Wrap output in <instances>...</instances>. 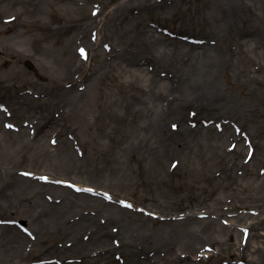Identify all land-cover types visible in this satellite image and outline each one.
I'll list each match as a JSON object with an SVG mask.
<instances>
[{
  "label": "rangeland",
  "instance_id": "obj_1",
  "mask_svg": "<svg viewBox=\"0 0 264 264\" xmlns=\"http://www.w3.org/2000/svg\"><path fill=\"white\" fill-rule=\"evenodd\" d=\"M97 32L94 58L82 62ZM80 63L98 80L78 112L69 79ZM136 64L145 75L129 73ZM200 93L210 99L196 103ZM0 111V128H27L48 148L47 126L76 130L72 161L51 159L28 136L8 148L0 130L4 180L39 174L79 189L90 198L83 213L115 248L104 253L110 246L87 222L73 236L37 234L20 264H151L152 247L200 224L184 219L183 205L198 207L212 189L204 225L224 243L211 244L208 264H246L227 259L236 241L264 264L245 232L264 217V0H0ZM238 202L250 209L234 210Z\"/></svg>",
  "mask_w": 264,
  "mask_h": 264
},
{
  "label": "bare ground",
  "instance_id": "obj_2",
  "mask_svg": "<svg viewBox=\"0 0 264 264\" xmlns=\"http://www.w3.org/2000/svg\"><path fill=\"white\" fill-rule=\"evenodd\" d=\"M97 15L98 14L92 17L95 18ZM91 21L92 20H89L84 24L83 31L91 26ZM94 24H96L95 21ZM85 38H87V36H85L84 39ZM89 38L92 39V33ZM101 41V34H99V32H97L96 35L94 34L93 42L95 45L92 44L90 46L91 51L86 47L87 56H89L88 59L91 58L93 60L94 49ZM81 61L86 62L84 58H81ZM136 66L135 69L129 70L130 74H146V70L141 68L142 65L136 64ZM76 67V73L73 74L69 80H71L70 85L78 91L76 92L74 107L78 112H81L83 109V96H85L87 91V83L91 82L90 86H94L98 79L95 78L91 81L92 73L89 72L90 69L85 70L82 63ZM203 97V94H198L195 97V102L199 103L205 99H210L209 97ZM0 115L1 117L3 116L1 111ZM57 125L58 124L51 127L47 126V128L50 129L44 132V135L51 136L49 148L44 145V136L43 138H37L36 136L32 138L30 133L27 132L29 131L27 128L18 127L14 124L11 126L4 125L3 128H0L1 142L5 143L6 147L15 149L18 146L24 145L23 137L28 136L29 139L27 143L33 141L37 148H40L42 152H45V154L53 160L65 159L67 161H72L77 159L75 145L76 137H72L76 130L72 128L70 132L60 135L61 132L58 131ZM3 171L7 173L8 169L7 167L5 169L3 164L0 163V180H3L0 184V264H20L21 260L23 261L26 259L24 253L26 251L30 252L29 248L34 245L33 241L36 239L35 236H37V234L39 235L41 232L52 229L57 237L73 236L74 231L80 225L94 221L92 216L87 217L83 213V208L87 207L90 198L80 192L79 189L70 190L64 183L60 182V185L58 180L53 178H42L39 174L23 175L14 182H8L4 180ZM36 178H42V182L38 185H35L36 182H34ZM215 193H217L216 189L210 190L207 199L198 202V207L190 206L191 203L183 205L187 216L184 219H188L189 222L200 221V224L196 228H190V230L187 229L186 226L183 227L182 229L186 228V230L184 229V231L180 233L182 236V241L180 243L175 240V237H170L169 239L171 240L164 241L160 245L152 247L150 251H148V255H152L151 259L148 258L151 264H208L211 259H214L215 256L209 254L211 251V244L214 246H222L224 242L220 240L218 236L214 235V233L207 231L204 220L211 216L210 211L212 207L209 203L212 198L211 196H214ZM192 198L195 199L196 197L194 196ZM192 201L193 199L191 202ZM205 201H207V203H205ZM232 208L236 211L248 210L250 209V205L245 202H238L235 203ZM101 210L103 212L107 211L105 208ZM18 221L24 223V228L18 226ZM154 221L157 222L158 220L155 219ZM91 225L96 233L100 235L101 238H104V241H107V244L110 246L104 253H112L115 248L109 244L112 238H110L111 236L106 227L94 223H91ZM261 227L263 230L262 233L259 231ZM245 232L249 233L250 238H256L257 242L255 243V249L257 251L261 249L264 251V217L260 219V221L253 222L251 225L246 226ZM241 242L236 241L235 244L229 243L230 247L235 250L230 252L227 259H232L233 261L241 259L245 260L246 264H256V258L253 255L247 256ZM120 246L122 248L133 247L132 241H125L123 238H121ZM176 247H183L190 250L192 253L196 251L197 255L195 257L191 255L192 253L184 255V253L188 252L185 250L178 253V251L175 250ZM165 251H172L174 254V258L169 262L167 259L162 258V254ZM199 251L203 253L199 255ZM95 255L98 258L102 255V252ZM95 255L87 253L84 254V257L87 261H92L90 257L93 258ZM133 257L134 253H129V259H133ZM37 258L40 264L49 263L46 258H41V256Z\"/></svg>",
  "mask_w": 264,
  "mask_h": 264
}]
</instances>
